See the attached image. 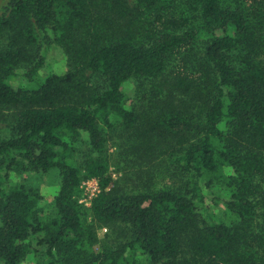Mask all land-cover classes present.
<instances>
[{"label":"trees","instance_id":"16d2710c","mask_svg":"<svg viewBox=\"0 0 264 264\" xmlns=\"http://www.w3.org/2000/svg\"><path fill=\"white\" fill-rule=\"evenodd\" d=\"M50 172L46 206L13 179ZM29 257L264 264V0H0V261Z\"/></svg>","mask_w":264,"mask_h":264},{"label":"rangeland","instance_id":"374dc122","mask_svg":"<svg viewBox=\"0 0 264 264\" xmlns=\"http://www.w3.org/2000/svg\"><path fill=\"white\" fill-rule=\"evenodd\" d=\"M49 68L44 69L41 73H46L47 69L50 71L56 72V73H63L66 69V58L65 55L59 50L58 48H52L50 49L49 55H48V64L46 65ZM124 89L128 94L132 93V84L131 83H125ZM112 169V168H111ZM115 173L112 174L113 177H115ZM13 179L16 181H22L25 182L28 185L38 187L40 193L44 197V206L48 204L54 195V193L58 189V178L56 174L53 173H45V174H22L20 176H13ZM82 189V188H81ZM93 197V196H92ZM89 195L85 194L84 189H82L80 202L83 203L85 206H89L90 201L92 199ZM105 229L99 231V235H102V232H104ZM34 258L29 257L27 260L22 262L21 264H34ZM0 264H3L0 261Z\"/></svg>","mask_w":264,"mask_h":264},{"label":"built area","instance_id":"2783aa9c","mask_svg":"<svg viewBox=\"0 0 264 264\" xmlns=\"http://www.w3.org/2000/svg\"><path fill=\"white\" fill-rule=\"evenodd\" d=\"M80 187L84 189L85 194L90 197L94 196L99 191L98 182L95 178L82 181Z\"/></svg>","mask_w":264,"mask_h":264}]
</instances>
